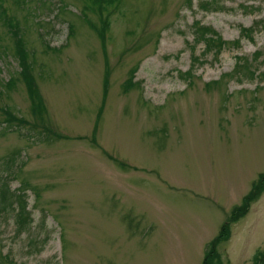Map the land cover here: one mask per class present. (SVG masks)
<instances>
[{"label": "rangeland", "instance_id": "rangeland-1", "mask_svg": "<svg viewBox=\"0 0 264 264\" xmlns=\"http://www.w3.org/2000/svg\"><path fill=\"white\" fill-rule=\"evenodd\" d=\"M200 1L113 0L104 50L91 0H0V178L25 186L33 221L18 234L12 209L0 210V264L203 263L264 173V31L254 41L240 32L264 17V0H220L213 12ZM211 32L230 44L220 55L199 41ZM6 107L30 124L8 126ZM50 127L62 138L44 139ZM252 198L220 244L223 264H250L264 249V192Z\"/></svg>", "mask_w": 264, "mask_h": 264}, {"label": "trees", "instance_id": "trees-1", "mask_svg": "<svg viewBox=\"0 0 264 264\" xmlns=\"http://www.w3.org/2000/svg\"><path fill=\"white\" fill-rule=\"evenodd\" d=\"M92 6L91 8L95 13L99 15L100 18L104 19L103 21V27L102 28H96L93 24V28L98 32L99 36L102 39L103 48L106 49V40H105V31L109 30L110 28V20L106 17H104V11L107 9L106 5L113 2V0H91ZM194 0H188V6L193 7ZM254 7V5H248L246 6L241 5V8L244 10V12H250L251 9ZM90 7H85V9H89ZM198 8L204 12H213L218 10H223V4L220 0H206V1H200L198 4ZM4 24L9 28V32L14 40L15 44V50L16 55L18 56L19 65L21 67V72L19 73L21 80L26 85L28 93L30 95V99L32 101V109L33 114L36 115L37 121L40 123L45 124V116L43 114L45 113V108L43 105V102L40 98L39 93V85L36 81L37 79L32 73V67L29 60V52L26 48L24 40L19 37L18 32L15 30L16 25L13 23V18H7L4 21ZM73 29V26H70V35L73 34L71 31ZM259 29H262L264 31V17L254 23V25L250 28L246 27H240L241 36L243 39H246L248 41H254L255 40V34L258 32ZM202 32H208V28L201 27ZM200 42H204V52L210 53L214 52L217 55H220L228 45H230L228 42L224 41L220 36H216L215 34L211 33H202L199 39ZM233 47L235 48L236 45H240V39L234 42ZM238 60H240V56L237 57ZM108 73V72H107ZM106 73V74H107ZM109 74L105 76L104 79V96H103V102L100 107V114L102 115L106 100L108 97L109 92ZM16 82V80L12 79L8 85H12ZM219 82H211L210 84H206V87H211L212 85H216ZM133 85V83H131ZM2 113L5 116V122L8 124V126L15 125L16 127H21V124L29 125L30 123L28 121H25L23 119H20L16 117L8 107L4 108L2 110ZM101 115H98V119L101 117ZM18 122V123H16ZM15 123V124H13ZM34 128L36 126H33ZM98 130V124H96L95 131ZM46 139H50L51 137H61L60 134H58L56 131H54L51 127L48 129L46 128L45 134ZM62 138V137H61ZM123 168H125L124 165H121ZM13 172L11 173V175ZM3 178V176L1 177ZM0 178V210L11 208L14 212V215L16 217V220L18 222V234L24 233L27 229L28 222L31 221L32 213L31 210H29V205L27 202V196L25 195L24 190H22L25 186L22 184L21 187L18 190H12L9 182H2L1 183ZM264 192V173L259 177V179L253 184V187L251 188L250 192L247 194V196L243 200V204H241L239 207L235 208L233 213L228 217L226 222L223 223L218 235L209 242L205 256L203 259L202 264H223L222 262V256L219 252L220 244L223 242H227L230 239L231 232H232V224L237 223L239 220H241L246 213L248 212L250 205L253 203L254 198H252L253 195H258L260 193ZM33 222V221H31ZM250 264H264V249L259 250L254 255L252 262Z\"/></svg>", "mask_w": 264, "mask_h": 264}]
</instances>
